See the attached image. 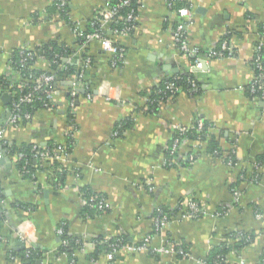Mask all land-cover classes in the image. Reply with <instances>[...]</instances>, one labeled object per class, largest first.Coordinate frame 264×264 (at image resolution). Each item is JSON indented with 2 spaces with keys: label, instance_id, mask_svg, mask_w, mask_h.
Wrapping results in <instances>:
<instances>
[{
  "label": "crops",
  "instance_id": "crops-1",
  "mask_svg": "<svg viewBox=\"0 0 264 264\" xmlns=\"http://www.w3.org/2000/svg\"><path fill=\"white\" fill-rule=\"evenodd\" d=\"M56 1L0 0V88L15 54L50 42L75 46L73 22L87 27L111 0H58L68 6L70 21L61 17ZM184 1L193 6L186 32L191 46L215 50L228 36L233 49V56L212 58L205 69L194 72L197 93L183 90L149 112L154 90L177 76L189 75L193 59L180 53L176 42V30L185 18L169 0H141L136 2L133 33L114 38L126 50L123 67H112L113 54L99 41L91 42L82 54L78 46L76 56L86 55L91 64L95 61L88 73L94 89L90 98L80 94L72 106L67 91L58 89L55 109H40L30 121L5 130L7 141L18 146H63L68 160L64 183L56 185L58 178L48 172H37L32 182L18 172L17 159L1 151L9 162L0 166V264H31L22 256L30 248L43 251L35 264H109L95 241L115 237L142 241L153 233L160 207L177 213L151 248L170 239L189 255L156 256L148 250L133 253L123 248L113 264H202L213 246L237 230L254 235V240L231 252L227 264L262 261L264 165L258 175L252 167L264 158V100L251 97L246 89L255 79L256 47L264 44V0ZM49 65L39 58L34 68L47 71ZM6 108L0 98V126ZM199 117L222 136L226 152L236 153V166L206 154L205 144L195 164H187L189 151L182 149L183 162L164 167L175 127H189ZM235 186L241 191L237 203ZM84 189L103 195L108 211L88 213ZM195 200L207 215L182 219L180 206ZM60 229L81 243L70 256L59 252Z\"/></svg>",
  "mask_w": 264,
  "mask_h": 264
},
{
  "label": "built area",
  "instance_id": "built-area-1",
  "mask_svg": "<svg viewBox=\"0 0 264 264\" xmlns=\"http://www.w3.org/2000/svg\"><path fill=\"white\" fill-rule=\"evenodd\" d=\"M141 0H118V2L115 5L108 4L104 9L99 11L97 15L94 17V22L92 23V26L94 30L92 32H87L86 27H84L83 23L81 21L74 22V31L76 33V36L83 40V45L80 46L79 51L81 54L83 53L84 49L93 41H99L102 43V46L104 50L107 53L113 54V57L111 59V65L113 68H121L124 66L125 60H126V50L123 47H119L116 45V41L114 38L108 36V34L113 35L114 37L119 36H125L130 33V31L133 29V27H128L123 30L119 29H110V24L115 21L118 18V15L120 13V10L122 8H129L133 2H139ZM175 3V0H169V4L173 7ZM64 3H60V7H64ZM180 17L185 18L186 22L184 24L180 25L176 30V42L179 47L180 53H182L186 57H191L193 59L192 64V70L190 75H194L195 71L201 70L204 66V64H207L212 58H225V57H231L233 56V49L229 43V41H224L221 45L220 51L211 50L208 51L207 55L201 54V49L195 46H191L187 40V29L190 26V23L192 22V14H193V6L192 4L190 6L181 7L177 10ZM125 21L127 23L136 24V15L134 13H129V15L125 18ZM98 25V27H97ZM109 31V32H108ZM108 32V34H106ZM264 44L263 42H260V44L257 45L254 61H255V67L257 71L259 72L257 74V78H255V81L253 83V88L251 89L252 93H256V91H259L262 93V98L264 99V68H263V61H264ZM21 60L20 65L17 69L11 66V63H9L6 74H5V81L3 82V85L0 88V93H8L11 96V104L9 107V117L5 119L4 125L0 126V146L4 148L7 155L10 154L6 146H10L12 143L8 142L5 138V130L7 128H15L19 125H22L25 122H28L32 119L33 115L32 113L25 111L23 106L29 105L35 102L37 99V95L44 94L46 96V103L44 105V109H55L56 108V102H55V94L58 91V82H57V74L56 73H45L38 75L34 72L36 70L34 68L35 58L37 57V54L30 49H23L21 51ZM34 61V62H33ZM58 60H56L57 62ZM33 62V66L32 63ZM55 62V63H56ZM83 66L82 71L79 72L76 76L70 80V86H71V101L70 103L72 106L76 102V97L79 95L78 91L83 89L85 90V94L88 95L90 98L91 94L89 91L88 86L83 84L84 80V71L88 70L91 67V59L87 57L85 60L82 59ZM62 68L64 65H60ZM256 85V86H255ZM198 90V85L196 83V80L190 82V93H194ZM183 91V88L177 83V81L169 80L164 84V92L169 93L167 96V101H170L174 99L178 94ZM162 92V91H161ZM189 127H181L176 126L175 130L180 131L181 133H187ZM198 129H203V123L200 121L198 123ZM38 146V145H37ZM182 144L175 140L172 147L169 149L168 156L164 159L163 165L164 167H172L174 164H176V161L174 159L178 154L180 155L182 151ZM204 148V143L200 140L196 141L192 145V150L188 153V161L190 165H193L196 163L198 159V153L200 150ZM234 155H236L235 152ZM10 156V155H9ZM32 157L39 161L41 163L40 167L43 168L47 164L46 162L53 163L54 161H57L66 168V161L68 160V156L66 154V150L63 146H56L53 151L46 150L45 147L38 146V148L33 149L32 151ZM175 157V158H174ZM15 159L21 160L26 158V154L20 153L17 154ZM229 167H234L237 165V163H234L232 160L225 162ZM254 173L257 174V170L260 169L259 163H254L253 165ZM38 172H44V171H38ZM48 172V171H47ZM49 174L53 175V171H49ZM35 174V173H34ZM37 174V173H36ZM35 174V177H36ZM258 175V174H257ZM244 177V174L243 176ZM233 197L235 202L237 203L240 201L241 198V191L240 189L233 190ZM84 205H88L91 208L96 207L99 210L105 209L108 207V204L104 199H98L96 197H89L88 201L83 200ZM180 210L182 211V219L183 218H191L196 219V217L203 218L205 217L206 211L199 207L198 203L195 201H190L188 203H184L180 206ZM263 214H259V217H262ZM175 218V217H174ZM174 218H170L167 214H160L159 217H157L154 221V232L153 234H150L146 236L142 241H140V244H134V245H128L124 246L123 248H126L129 252H142L145 250H148L151 248V244L155 237H162L167 229V227L170 225V223L174 220ZM59 234L64 237L62 246L68 247L70 245V240L65 236V231L63 229L59 230ZM77 244H81L79 241H77ZM113 249L106 254V259L108 260L109 264H113L115 257L117 253L123 249L119 246L111 245ZM154 249V252H156L158 255L162 254H176L178 256L187 257L189 253L187 251H184L183 249H175V246L173 243L170 242V240H166L163 244H161L158 248H152ZM83 250V249H82ZM63 254L70 256L66 252H63ZM26 258L30 259L32 256V253L30 251L26 252ZM31 264H35L34 262ZM203 264V262H202ZM240 264H245V261L242 259L240 261ZM264 264V259L259 263Z\"/></svg>",
  "mask_w": 264,
  "mask_h": 264
},
{
  "label": "trees",
  "instance_id": "trees-1",
  "mask_svg": "<svg viewBox=\"0 0 264 264\" xmlns=\"http://www.w3.org/2000/svg\"><path fill=\"white\" fill-rule=\"evenodd\" d=\"M117 2H118V0H111L110 4L115 5ZM60 3L61 2H58V0H57L55 2V5H56V7L59 8V13H60L61 17L63 19H67L70 21L71 19L68 15V13H69L68 6L66 7V5H65L64 7H59L58 5H60ZM190 5H191V3L188 1L175 0V3L173 5V9L178 10L181 7L190 6ZM137 7L138 6H137L136 2H133V4L129 8H122L120 10L118 18L110 24L109 28L112 30H114V29L123 30V29H126L128 27L134 26L133 29L129 33V34H132L137 25L132 24V23H127L125 21V18L131 12L134 13L135 15H137ZM95 22H94V18L88 22L89 24L86 27V31L88 33L92 32L94 30L92 23H95ZM97 27H98V25H97ZM108 32H106V34H108ZM108 36L111 37L112 39L115 38L113 35H110V34H108ZM224 41H229V37L226 36L223 38L220 46H218L215 49L216 52L220 51L221 45ZM81 45H83V40L80 38H77V43L73 47L72 46H66L64 44L58 45L57 42H50L44 46L37 47L33 50L37 54V57L35 58V62L39 58H42V59L47 60L50 64L47 71L34 70V72L37 73L38 75L45 74L47 72L48 73H56L57 74V82H58L57 87H58V89H60V91H62V90L67 91L66 96H67V99L69 101L71 100L70 80H72V78L74 76H76L79 72L82 71V66H83L82 59L80 57L76 56V51H77L76 48L78 46H81ZM116 45L121 47L118 43H116ZM20 53L21 52L15 54L14 57L12 58L11 62H10L11 66L14 67L15 69H17L20 65V60H21V54ZM207 53H208V51L207 52L201 51L202 55H207ZM82 58L85 60L87 58V56L85 55ZM56 60H58V61L56 62ZM33 62L30 63V64H32V66H33ZM94 63H95V61H94V59H92L91 67H93ZM60 65H64V67H66V68H62ZM252 66L254 68L255 78H257V74L259 72L257 71V69L255 67L256 65H255L254 60H253ZM263 68H264V61H263ZM90 70L91 69L84 71L83 84L88 86L90 93L93 94L94 89L92 88V85L89 83V80H88L89 79L88 73L90 72ZM174 79L183 88V90L190 91V82L193 81L195 78H194V76H192L190 74L189 75L185 74V75L177 76L171 80H174ZM4 81H5V78H4ZM254 81H255V79H254ZM254 81L246 89L247 93L251 97L256 96V97H260L262 100H264L262 98L263 96H262L261 92L256 91V93H252L251 89L253 88ZM196 83H197V81H196ZM197 85H198V83H197ZM64 86H66L65 90H64ZM197 92H198V90L194 93H197ZM194 93H192V94H194ZM168 95H169V93L164 92V83L161 84L157 89H155L153 98L151 100H149V102H148V107L150 109L149 112L157 111L159 104L165 103L167 101ZM78 98H79V96L76 97L75 99L77 100ZM46 102H47L46 96L44 94H39V95H37V99L35 100L34 103L29 104V105H24L23 108L25 111H28V112L32 113V115H34L38 110L44 109V105ZM68 118L70 120V118H72V115L68 114ZM200 121H202V123H203V129L202 130L198 129V123ZM187 130H188L187 133H181L178 130L174 131L173 138H172L171 143L168 147L167 156L169 154V149L172 147L175 140H178L182 144L183 150H186L189 152L192 150L191 149L192 144L194 142L200 140L204 143V147L206 144V150H205L206 154H210L211 156H214L217 158H222L225 162L232 160L234 163H237L236 155H234V153H232L230 151H228V152L225 151V149L222 147V144H221L222 136L219 137V135H216L215 133H213L212 132L213 125L211 123L207 122L204 118H202V117L197 118L195 120V122ZM56 146L57 145H54V144H48L47 146H45V148H46V150L53 151ZM6 148L8 149L11 158L12 157L14 158L17 154H20V153L26 154V158L21 159V160L17 159V163H16L18 172L20 173V175L22 176L23 179L31 180L32 182H34V181H36L35 174L38 171H44V172L53 171L54 176L58 178L57 181L55 182L56 185L60 181L64 183V179H65L66 174H67V169L63 166V164H61L57 161H54L53 163H50L48 161V162H46L47 165L45 167L41 168L40 167L41 163L32 157V151H33V149L38 148L37 145H34V144L25 145V144H23V145L18 146L17 144L12 143L10 146H6ZM201 154H203L202 150L199 151L198 158L201 156ZM182 158H183L182 153H180V155L178 154V156H176V158L174 159V161L177 160L176 164H174L172 167H174L178 164H181L183 162ZM186 159H187V164H189L188 156ZM258 160H261L259 163L260 166L264 165V158L259 157ZM235 189H237V187ZM91 196L96 197L98 199V201H100V199H104L103 195L95 193L94 191H92L90 189H84L82 191V199L84 201H88L89 197H91ZM195 202L198 203L199 207H202L198 201L195 200ZM84 209L90 214H96V215L99 214L100 215V214L107 212L109 208L106 207L105 209L99 210L97 208V206L91 208L90 206L85 204ZM161 213L164 215L165 214L169 215L170 218H174L175 214L177 212L175 213V211H171L170 209H167L165 207H160L156 211L154 218L156 219L157 217H159ZM196 219H200V217H196ZM2 220H3V211L0 208V222H2ZM153 232H154V230H153ZM65 236L70 240V245L68 247L62 246L60 248L59 252H61V253L66 252L67 254L72 255L78 249L77 240L71 239L68 236V234L66 233V231H65ZM63 238L64 237H62V239ZM253 240H254V235L249 234L247 232L240 231V230L230 232L227 235H225L224 239L220 243H218L217 245L213 246L210 249L207 257L203 260V264H227L228 263V256L230 255L231 252L234 251L235 253H237V252L243 250L246 246H248L250 243H252ZM95 242H96L97 247L99 248L98 249L99 254H100V252L105 253V254L109 253L113 249V247H111V245L119 246V250H120V248H123L124 246L134 245L137 243L140 244V242L130 243L125 237H115L112 239H103L102 238L101 241L96 240ZM170 242L173 243L176 250L183 249L184 251H187L189 253V251L186 250L185 247H183L181 245L180 246L177 245L172 240H170ZM36 250L37 249L34 250L33 248H30L27 250V251H30L32 253V256L30 259L24 260L26 263H29V262L35 263L37 261V259H40V257L43 254V251H36ZM35 251L38 252V255L35 253ZM149 251L152 252L154 255L159 256L156 252H154V249L150 248ZM97 254H98V252H97ZM24 255H26L25 252L22 254V256L24 257ZM93 257H95V256H93ZM261 259L262 260L264 259V255L262 256Z\"/></svg>",
  "mask_w": 264,
  "mask_h": 264
},
{
  "label": "water",
  "instance_id": "water-1",
  "mask_svg": "<svg viewBox=\"0 0 264 264\" xmlns=\"http://www.w3.org/2000/svg\"><path fill=\"white\" fill-rule=\"evenodd\" d=\"M205 68H206V64H204L202 70ZM78 94L84 95L85 90H83V89L79 90ZM0 98L4 101V104L7 106L6 113L3 115V119H7L9 117V105L11 104L12 99H11L10 94H8V93H0ZM1 151H5V150H3V148L0 146V166H5L9 162V158L4 156L5 154L1 155Z\"/></svg>",
  "mask_w": 264,
  "mask_h": 264
}]
</instances>
